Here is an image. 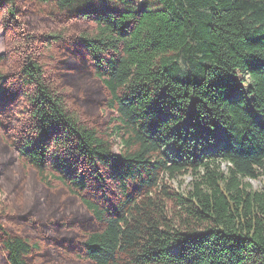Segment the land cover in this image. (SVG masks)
I'll list each match as a JSON object with an SVG mask.
<instances>
[{"label":"trees","instance_id":"trees-1","mask_svg":"<svg viewBox=\"0 0 264 264\" xmlns=\"http://www.w3.org/2000/svg\"><path fill=\"white\" fill-rule=\"evenodd\" d=\"M0 29V264H264V0H0Z\"/></svg>","mask_w":264,"mask_h":264},{"label":"rangeland","instance_id":"rangeland-1","mask_svg":"<svg viewBox=\"0 0 264 264\" xmlns=\"http://www.w3.org/2000/svg\"><path fill=\"white\" fill-rule=\"evenodd\" d=\"M3 51V31L0 29V53ZM221 169L225 170L224 164H221L220 166ZM261 179L264 180V171L261 172ZM195 177V174L192 173L191 171H188L185 174H182L176 178H173L170 180V183L175 185L179 191H185L189 188L190 181L193 180ZM250 183V186L252 189H260L261 188V183L258 179H249L248 180Z\"/></svg>","mask_w":264,"mask_h":264}]
</instances>
